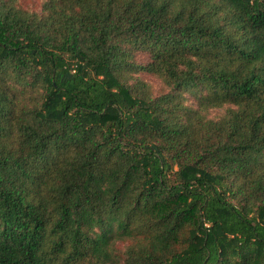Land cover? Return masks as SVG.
<instances>
[{"label":"trees","instance_id":"trees-1","mask_svg":"<svg viewBox=\"0 0 264 264\" xmlns=\"http://www.w3.org/2000/svg\"><path fill=\"white\" fill-rule=\"evenodd\" d=\"M0 264H264V0H0Z\"/></svg>","mask_w":264,"mask_h":264},{"label":"rangeland","instance_id":"rangeland-1","mask_svg":"<svg viewBox=\"0 0 264 264\" xmlns=\"http://www.w3.org/2000/svg\"><path fill=\"white\" fill-rule=\"evenodd\" d=\"M20 4L26 8L29 9H35V10H39L40 9V0H20ZM149 81L152 82V84L154 85V87L156 89H159L160 85H159V81L157 79H155L154 77L151 76H145Z\"/></svg>","mask_w":264,"mask_h":264}]
</instances>
